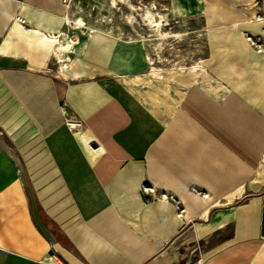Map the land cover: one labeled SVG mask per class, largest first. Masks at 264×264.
<instances>
[{"label": "crops", "instance_id": "1", "mask_svg": "<svg viewBox=\"0 0 264 264\" xmlns=\"http://www.w3.org/2000/svg\"><path fill=\"white\" fill-rule=\"evenodd\" d=\"M261 2L166 0L199 20L213 88L155 82V106L141 43L76 35L57 74L65 0H0V264H178L180 243L264 264V54L244 34Z\"/></svg>", "mask_w": 264, "mask_h": 264}, {"label": "rangeland", "instance_id": "2", "mask_svg": "<svg viewBox=\"0 0 264 264\" xmlns=\"http://www.w3.org/2000/svg\"><path fill=\"white\" fill-rule=\"evenodd\" d=\"M67 9L68 18L71 21L69 23L71 26L70 36H61L59 40L71 43L72 39L70 48L72 57H76V50L72 46L76 35L86 37L87 34L95 31H103L122 40L138 42L143 45L148 67L145 73L147 82L144 89L149 98L146 99L151 100L155 106H157L156 102L162 101L161 99L164 97L155 82L163 87L171 85L169 91L172 92V88L179 86L181 80H171L173 78L170 77L166 83L164 80L154 78L153 66L171 73L183 70L186 72L194 64L201 66L199 60L205 52V35L198 29L199 20L197 18H172L167 13L166 0H68ZM148 10L152 12V18L145 17ZM78 18L84 22L82 26L74 22ZM253 18H255V14L252 17V21H255ZM155 20L162 22V25H154ZM164 33L168 35H164ZM244 34L249 45L256 52L264 54V31L254 35L248 32ZM248 35L252 38L248 39ZM257 37H259L258 41ZM53 65L54 71L60 74V62L55 59ZM197 80L213 88L208 76L198 77ZM71 119L74 118L71 117ZM222 234H229V228H225ZM221 235H213L207 242H198L197 250L204 249L202 247L210 245ZM190 245L188 247L185 243H180L173 250L178 251L181 255L186 254L184 260H187V264H195L196 248ZM184 260L181 259L178 264H184Z\"/></svg>", "mask_w": 264, "mask_h": 264}, {"label": "bare ground", "instance_id": "3", "mask_svg": "<svg viewBox=\"0 0 264 264\" xmlns=\"http://www.w3.org/2000/svg\"><path fill=\"white\" fill-rule=\"evenodd\" d=\"M160 16H162V14H160ZM145 17L146 18H152L153 17L152 12L149 11V10L146 11ZM67 22L68 23L71 22L69 18H67ZM74 22L77 25H80V26H82L83 23H84L81 18H78ZM154 25H157V26L162 25V22H160L159 20H155ZM164 35H168V34L164 33ZM59 37H58V43H57V49H56V55H57L56 57H58V61L60 62V68H65L69 64L70 65L74 64V62L71 61V58H70L69 55L67 57H65V54L66 53L69 54L70 51H71V49H70L71 48V44L68 41L67 42H61L59 40ZM152 74H153L154 78L164 80V82H166V83L168 82V79L170 77L173 78V79L174 78H178V79H182V78L185 79L186 78V79H188L190 81L192 79L197 80L198 77L207 76V74L205 73L204 69L201 66L197 65V64L192 65L191 68H189L188 71H186V72H184V70H183L182 72H174V73L163 71L160 68H154V66H153L152 67ZM207 87H209L210 89L212 88L210 86H207ZM165 88H167V87L165 86ZM70 123H72V122H70ZM71 127L74 128V130L77 131L79 133V135L82 136L83 138L87 136L86 132L80 131L81 127H75V125H73V124H71ZM262 173H264V172H262ZM262 175H264V174H262Z\"/></svg>", "mask_w": 264, "mask_h": 264}, {"label": "built area", "instance_id": "4", "mask_svg": "<svg viewBox=\"0 0 264 264\" xmlns=\"http://www.w3.org/2000/svg\"><path fill=\"white\" fill-rule=\"evenodd\" d=\"M66 4L68 3V0H65ZM255 8L257 10L256 14H255V18H253L255 21H258V20H262L264 19V2H261V3H257L255 5ZM17 20L20 21V22H23V20L19 17H17ZM248 39H251L252 37L250 35L247 36ZM256 40L258 41L259 40V37L256 38ZM72 122V123H70ZM67 124L68 126L71 127V124L75 125V127H80L81 123L76 120V119H71L69 118L67 120ZM195 264H200L199 262V259L195 261Z\"/></svg>", "mask_w": 264, "mask_h": 264}, {"label": "water", "instance_id": "5", "mask_svg": "<svg viewBox=\"0 0 264 264\" xmlns=\"http://www.w3.org/2000/svg\"><path fill=\"white\" fill-rule=\"evenodd\" d=\"M92 146L94 147L95 146V144H92ZM53 253V251L52 250H50L49 251V254H52Z\"/></svg>", "mask_w": 264, "mask_h": 264}]
</instances>
